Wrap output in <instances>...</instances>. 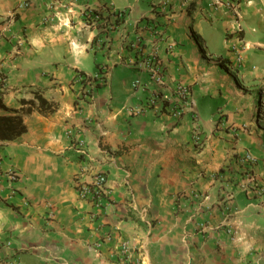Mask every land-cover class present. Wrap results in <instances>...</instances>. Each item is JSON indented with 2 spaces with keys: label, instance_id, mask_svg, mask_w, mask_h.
Instances as JSON below:
<instances>
[{
  "label": "crops",
  "instance_id": "crops-1",
  "mask_svg": "<svg viewBox=\"0 0 264 264\" xmlns=\"http://www.w3.org/2000/svg\"><path fill=\"white\" fill-rule=\"evenodd\" d=\"M0 70V264H264V0H0Z\"/></svg>",
  "mask_w": 264,
  "mask_h": 264
},
{
  "label": "built area",
  "instance_id": "built-area-1",
  "mask_svg": "<svg viewBox=\"0 0 264 264\" xmlns=\"http://www.w3.org/2000/svg\"><path fill=\"white\" fill-rule=\"evenodd\" d=\"M242 0H229V6L233 11H237L240 2ZM22 4V3H21ZM23 5L28 6L27 2H24ZM141 67L144 71L149 74L150 79L160 88L164 87L165 85V68L162 62L159 60L156 54H152L149 57L143 58L141 60ZM86 76L84 74H79L78 78L82 80ZM6 78L3 75V72L0 70V82H5ZM3 85V84H2ZM134 89H141L144 84L142 83L141 79L137 78L133 83ZM2 88V87H1ZM144 89V88H143ZM146 91V89L144 90ZM176 103L171 107L169 110V115L176 121H181L185 114L190 113L192 119L200 120L199 113L195 107V104L190 97L192 95L191 89L188 84L186 83H178L176 84L175 92ZM162 95L157 92H150L145 100V105L142 107H130V111L132 113L140 112L145 110V108H152L158 101L162 100ZM165 100V99H164ZM167 101V100H166ZM193 138L197 145H203V137L201 133L197 130V128L193 132ZM256 157H254L251 153H247L245 157L241 159L242 162H249L254 164L256 162ZM7 177L11 181H17L19 175L16 171L11 170L6 173ZM4 176L2 169L0 168V180ZM106 186H107V176L103 173L97 174L93 180L89 183H79L78 184V191L79 195L82 199L91 200L95 202V204H100L102 200L105 198L106 193ZM128 247L126 244H123L122 247V254L126 255V251ZM128 258L122 259V264H134L128 261Z\"/></svg>",
  "mask_w": 264,
  "mask_h": 264
},
{
  "label": "rangeland",
  "instance_id": "rangeland-1",
  "mask_svg": "<svg viewBox=\"0 0 264 264\" xmlns=\"http://www.w3.org/2000/svg\"><path fill=\"white\" fill-rule=\"evenodd\" d=\"M220 44V41L219 43ZM95 65V64H94ZM251 81L247 83H242L243 91L246 92V95L252 102V110H254V115L260 117L264 114V83H256L255 85ZM256 87L260 88V95L257 94Z\"/></svg>",
  "mask_w": 264,
  "mask_h": 264
},
{
  "label": "trees",
  "instance_id": "trees-1",
  "mask_svg": "<svg viewBox=\"0 0 264 264\" xmlns=\"http://www.w3.org/2000/svg\"><path fill=\"white\" fill-rule=\"evenodd\" d=\"M118 20H119V18H117L116 21L119 22ZM92 79H93L92 76H87V77L83 78L82 81H83V82H86L87 80H92ZM96 79H97V78H96ZM98 85H99V84H98Z\"/></svg>",
  "mask_w": 264,
  "mask_h": 264
}]
</instances>
